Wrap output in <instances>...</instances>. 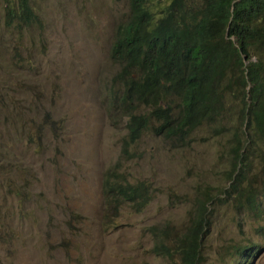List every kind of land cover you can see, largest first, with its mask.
Listing matches in <instances>:
<instances>
[{
	"label": "rangeland",
	"instance_id": "rangeland-1",
	"mask_svg": "<svg viewBox=\"0 0 264 264\" xmlns=\"http://www.w3.org/2000/svg\"><path fill=\"white\" fill-rule=\"evenodd\" d=\"M30 3L42 27L22 34L4 26L0 11V164L12 168L0 172V264H169L152 252L147 228L183 231L199 201L211 198L199 264H264L258 163L246 187L256 206L222 192L231 184L239 100L228 97L220 130L202 124L184 144L147 130L127 158L126 122L110 112L109 87L119 70L110 47L128 0ZM114 165L129 182L151 185L141 212L127 204L108 212L102 178ZM250 246L247 257L236 251Z\"/></svg>",
	"mask_w": 264,
	"mask_h": 264
},
{
	"label": "trees",
	"instance_id": "trees-1",
	"mask_svg": "<svg viewBox=\"0 0 264 264\" xmlns=\"http://www.w3.org/2000/svg\"><path fill=\"white\" fill-rule=\"evenodd\" d=\"M0 11L4 26L20 34L42 27L30 0H0ZM110 56L119 64L109 87L110 112L126 122L122 155L127 158L129 146L147 130L175 144L186 143L202 124L218 123L213 131L220 130L230 111L228 97L239 100L240 124L229 137L231 184L222 192L226 199L256 206L257 195L246 187L257 162L264 192V0H128ZM241 124L249 132L245 139ZM11 171L0 164L1 173ZM102 180L104 203L113 216L125 204L141 212L152 199L151 185L129 182L118 165ZM212 200L199 201L183 231L169 224L148 227L152 252L169 264H199ZM252 248L236 251L247 257Z\"/></svg>",
	"mask_w": 264,
	"mask_h": 264
}]
</instances>
